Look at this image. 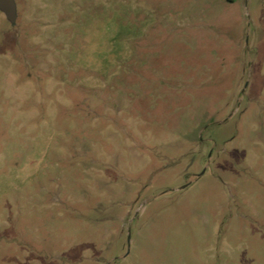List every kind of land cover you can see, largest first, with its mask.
<instances>
[{
	"label": "rangeland",
	"instance_id": "1",
	"mask_svg": "<svg viewBox=\"0 0 264 264\" xmlns=\"http://www.w3.org/2000/svg\"><path fill=\"white\" fill-rule=\"evenodd\" d=\"M0 7V264H264V0Z\"/></svg>",
	"mask_w": 264,
	"mask_h": 264
},
{
	"label": "water",
	"instance_id": "2",
	"mask_svg": "<svg viewBox=\"0 0 264 264\" xmlns=\"http://www.w3.org/2000/svg\"><path fill=\"white\" fill-rule=\"evenodd\" d=\"M0 7L6 11V13L13 17L15 15L14 9V0H0Z\"/></svg>",
	"mask_w": 264,
	"mask_h": 264
}]
</instances>
